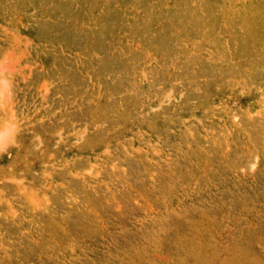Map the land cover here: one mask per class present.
<instances>
[{"label": "rangeland", "instance_id": "obj_1", "mask_svg": "<svg viewBox=\"0 0 264 264\" xmlns=\"http://www.w3.org/2000/svg\"><path fill=\"white\" fill-rule=\"evenodd\" d=\"M0 264H264V0H0Z\"/></svg>", "mask_w": 264, "mask_h": 264}]
</instances>
